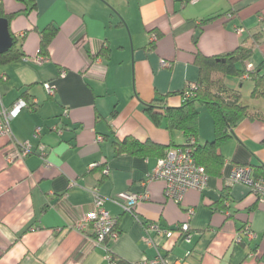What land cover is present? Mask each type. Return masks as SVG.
<instances>
[{"label":"crops","instance_id":"crops-1","mask_svg":"<svg viewBox=\"0 0 264 264\" xmlns=\"http://www.w3.org/2000/svg\"><path fill=\"white\" fill-rule=\"evenodd\" d=\"M34 3L29 12L20 0H0L4 12L13 15L8 26L20 52L17 60L0 64V102L10 106L26 92L32 104L10 122L15 141H30L29 155L8 161L13 145L0 135V264H109V251L128 264L158 255L169 264H264V200L242 184L226 183L235 164L251 165L254 174L264 165V98L262 106L249 111L254 118L242 119L220 145L221 172L209 175L201 191L189 189L178 203L164 194L163 180H154L133 213L110 198L143 192L158 158L157 150L149 157L116 154L115 140L132 136L161 146L186 141L181 131L156 123L144 104L155 93H171L168 105L180 104L172 93L197 80L196 51L218 56L251 44L248 62L255 66L264 59V0ZM209 17L214 19L199 28ZM49 24L57 33L48 58L22 60L38 53L39 32ZM152 33L158 35L155 41ZM258 33L261 38L254 42ZM90 58H100L101 65L86 73ZM44 82L52 83L53 96L45 92ZM36 127L40 133L35 137ZM54 127L62 129L60 135ZM213 128L211 115L200 111L199 145L212 139ZM97 136L102 139L96 141ZM38 145L45 146L47 161ZM95 189L116 218V236L103 244H94L74 227L92 208ZM185 222L189 242L179 229ZM150 224L172 234L149 232ZM148 233L151 245L145 242Z\"/></svg>","mask_w":264,"mask_h":264},{"label":"trees","instance_id":"trees-1","mask_svg":"<svg viewBox=\"0 0 264 264\" xmlns=\"http://www.w3.org/2000/svg\"><path fill=\"white\" fill-rule=\"evenodd\" d=\"M20 1L26 4V11L32 12L35 9V0ZM12 16L6 14L0 6V17L6 18L9 22ZM212 19L214 17L204 19L199 28L203 23ZM56 33L57 27L53 24L47 25L39 32L40 40L37 54L43 56L44 59L49 56V45ZM259 38H261L260 33L253 35L254 42L258 41ZM13 39L12 47L0 54V64L10 63L20 57L14 36ZM252 55L253 46L251 44L237 46L233 50L218 56H206L196 51L194 62L198 67L197 80L186 85L181 91L172 93L179 95L180 104L177 106L168 105L167 99L171 93L166 95L155 93L154 97L144 104V110L156 123L163 121L167 130L177 129L182 132L186 137V141L180 145L187 144L190 138L195 139L194 154L196 160L204 167L208 176L220 174L224 158L219 152V148L224 141L234 135L233 128L244 118H254L249 112L248 105L242 103L239 90L227 85L225 78L247 75L254 82L251 95L264 98V59L260 60L255 66L251 64L252 66L249 68L248 64L250 62L248 60ZM88 63H90V60H88ZM21 96L20 98L28 102L26 92H23ZM198 103L208 108L214 127L212 139L203 145H199L196 140L199 120ZM262 142L264 143V139ZM175 146L179 145L161 146L150 141H138L132 136H126L113 142L116 154L130 153L149 157L155 153L154 150H157L156 157L158 158L162 157L167 149ZM255 176L264 178V165L255 169ZM107 254L110 255V260H115L118 264H128L116 259L110 251Z\"/></svg>","mask_w":264,"mask_h":264},{"label":"built area","instance_id":"built-area-1","mask_svg":"<svg viewBox=\"0 0 264 264\" xmlns=\"http://www.w3.org/2000/svg\"><path fill=\"white\" fill-rule=\"evenodd\" d=\"M197 0H189L193 3ZM237 31H241V28L236 27ZM150 39L155 41L157 35L152 33ZM22 60L26 62L41 63L44 57L41 55L24 56ZM165 64V61H164ZM101 65L100 58H90V63L86 66V73L91 72L95 66ZM251 67V64H248ZM65 71H61L60 76H64ZM247 76V75H246ZM45 92L53 96L55 89L52 83L44 82L42 84ZM28 107V102L23 98H18L10 106H5L0 102V135H6L10 138V142L13 147L11 152H8V161H13L17 158H24L31 153V143L29 140L23 142L15 141L12 132L10 122L17 115L21 109ZM59 135L62 129L58 127L53 128ZM40 133V127H36L34 136H38ZM102 138L100 136L96 137V141H100ZM188 143L185 145H179L171 147L166 150L162 157L157 158L155 166L153 169L147 173L146 178L143 181L144 191L143 192H122L117 197H110L111 200L119 205L124 211L133 213L134 207L139 201L145 200L148 197V192L146 187L148 183L154 180L164 181V194L169 199L175 202H181L184 194L189 189H195L201 191L205 188L208 180V174L206 173L204 167L200 165L194 154V144L195 139L190 138ZM38 152L42 157L43 161H47L45 157V146L38 145ZM96 166L92 164L91 168ZM108 169L104 170L103 173L106 174ZM226 183L228 185L242 184L246 186L250 193L258 197V199L264 200V178L255 176L254 169L249 164H235L232 166L227 178ZM94 200L92 208L87 212L83 213L76 221L74 227L87 233L91 236L92 242L94 244H103L106 239L113 238L116 236L115 224L116 218L111 216L109 212L104 208V197L100 195L96 189L93 192ZM191 213V210H189ZM180 231L183 235V240L189 242L191 239V232L189 230V224L187 222L182 223L180 226ZM147 231L170 236L172 230L164 229L158 225L150 224L147 226ZM248 235L252 237L249 232ZM240 240L239 237L236 238ZM146 244L151 245L153 242V237L148 236L145 240ZM109 264H118L115 260H110ZM137 264H169L167 260L161 256H155L151 259H145L139 261Z\"/></svg>","mask_w":264,"mask_h":264},{"label":"rangeland","instance_id":"rangeland-1","mask_svg":"<svg viewBox=\"0 0 264 264\" xmlns=\"http://www.w3.org/2000/svg\"><path fill=\"white\" fill-rule=\"evenodd\" d=\"M225 83L229 85L231 88H235L239 90L241 101L242 103L248 105L249 111L253 110V108L256 106H262L263 105V99L262 97H253L251 95L254 82L249 78H242V77H226ZM239 85H243V87H239ZM207 107L201 103L197 104L198 111L204 113V114H210L209 111L206 109ZM207 111V112H206ZM264 113V110H263ZM211 115V114H210ZM201 116H204L203 114ZM203 119V118H202Z\"/></svg>","mask_w":264,"mask_h":264},{"label":"water","instance_id":"water-1","mask_svg":"<svg viewBox=\"0 0 264 264\" xmlns=\"http://www.w3.org/2000/svg\"><path fill=\"white\" fill-rule=\"evenodd\" d=\"M13 42L14 39L9 30L8 20L0 17V54L9 50Z\"/></svg>","mask_w":264,"mask_h":264}]
</instances>
